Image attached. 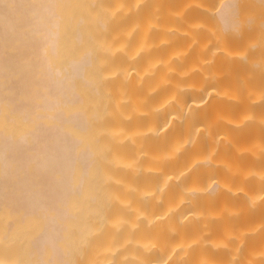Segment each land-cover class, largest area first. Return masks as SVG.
<instances>
[{"label":"bare ground","instance_id":"bare-ground-1","mask_svg":"<svg viewBox=\"0 0 264 264\" xmlns=\"http://www.w3.org/2000/svg\"><path fill=\"white\" fill-rule=\"evenodd\" d=\"M148 1L0 0V264H264V0Z\"/></svg>","mask_w":264,"mask_h":264},{"label":"rangeland","instance_id":"rangeland-1","mask_svg":"<svg viewBox=\"0 0 264 264\" xmlns=\"http://www.w3.org/2000/svg\"><path fill=\"white\" fill-rule=\"evenodd\" d=\"M82 1L85 2V3H83ZM91 1H89V0H87V1L86 0H81V2L83 4H86L87 5V7H86V5H84L86 9H89L90 8L89 5L91 3H93V4H91V8L90 9H92L94 11L96 10V8H97V11H98V8L99 7L102 8V9L103 8L104 9L106 8L107 11H109L111 13V14L108 13L107 17L108 18H111L113 14L115 15V11L114 10L116 9V7H117V10L116 11L117 12L118 11L121 12L122 10H120V9L121 8H125L126 5H127V3L130 0H126V2H127L126 4L124 2L125 0L124 1L115 0V2L117 1L116 3H118L117 5L114 3V0H112V1L111 0H105V1L102 0L104 2V3H102V5L99 4L100 2L98 0H96V1L99 2L97 5L94 4L96 2L95 0H94V2H93V0H91ZM120 1L122 3L124 2V4H125L124 7L121 5ZM181 1L188 2V8L189 9L196 8L198 10L200 9L202 12L212 11L213 14H215L214 13L215 10L219 7V0H150V1H148V6H147L145 12L142 13V15L141 14H138V15H140V17L138 19L139 20L138 22L141 21L140 25H142V26H144L146 28V30L144 32L145 33L144 35H147V37H149V38L150 37H154L155 38V36L160 35L162 33L168 34L169 32L173 31V28L175 26V23L174 22L172 23V19H171L170 15H172L171 13L174 14L173 10H175L177 8L176 7L177 3H180ZM220 1H222V0H220ZM252 1H254V2H252ZM87 2H88V4H87ZM105 2H107V3H105ZM248 2L249 3L251 2L249 4L250 6L248 5ZM252 3L253 4H256L255 3V0H250V1L249 0H240V4H239V6H241V9L240 10L241 11H244V9H247V10L253 9L252 6L254 7L255 5H253ZM74 5L77 6V3L75 2ZM92 5H95L94 6L95 9H93L94 7L92 8ZM262 5H264V4H262ZM84 6L82 5L81 8L84 7ZM114 6H115V9H114ZM185 6H186V4H185ZM259 6H260V4L257 3L256 6L254 7V9L256 7L258 8ZM102 9H101V11H102ZM104 9H103V11H104ZM106 9H105V11H106ZM262 9H260V10H262ZM258 10L259 9H256V11H258ZM101 11H99V13H101ZM105 11H104L103 14L102 13L101 14L102 15L105 14V16H106L107 12H105ZM263 11L264 10H262V12ZM105 16H102V17L104 18ZM202 16L205 18V22L203 24L207 27V29L209 28V31L215 30L216 27H217V26H215V23H217V22H214V19L211 18V17L210 18L208 17L209 18L208 19L207 18L208 14H206V15L205 14H202ZM134 19H135V17H134ZM212 27H215V28L212 30ZM219 29H220V27H219ZM216 30H218V28ZM142 34H143V32H142ZM22 224L23 225H20L19 232L21 233V228L23 229V231L25 233H26V231H29V229L31 228L30 220L26 221L25 224L24 223H22ZM29 225H30V228H29ZM23 231L21 233V234H23V238L22 237H20V238H22V239L25 238L26 239L27 237H24V236L27 235L28 232L25 234V233H23ZM30 232H32V230ZM29 235L31 236V233ZM29 238H31V237H29Z\"/></svg>","mask_w":264,"mask_h":264}]
</instances>
